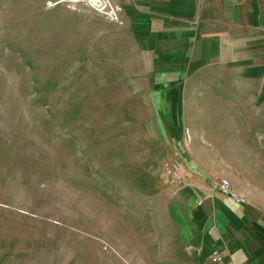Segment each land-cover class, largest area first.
I'll list each match as a JSON object with an SVG mask.
<instances>
[{
  "label": "rangeland",
  "instance_id": "obj_1",
  "mask_svg": "<svg viewBox=\"0 0 264 264\" xmlns=\"http://www.w3.org/2000/svg\"><path fill=\"white\" fill-rule=\"evenodd\" d=\"M155 1L136 17L131 0H0V264H202L164 179L190 105L264 183V39L217 55ZM218 94L246 102L218 109Z\"/></svg>",
  "mask_w": 264,
  "mask_h": 264
},
{
  "label": "crops",
  "instance_id": "obj_2",
  "mask_svg": "<svg viewBox=\"0 0 264 264\" xmlns=\"http://www.w3.org/2000/svg\"><path fill=\"white\" fill-rule=\"evenodd\" d=\"M131 1L134 4L128 3L133 7L130 11L139 17L143 0ZM150 1L152 5L147 7H155L156 1ZM125 4L119 5L126 9ZM163 6L169 12L165 18L169 23L200 22L195 32L205 31L203 36L212 40L217 55L238 54L246 39H264V0H163ZM146 13L156 15L151 9ZM224 48H228L226 52ZM224 97L218 94L208 99L218 103V109H232L234 113L241 110L240 103L246 102L242 96ZM204 99L191 102L203 103ZM202 108L200 105L186 107V120L193 123L187 125L190 144L184 154H179L183 182L174 186L179 187L175 188L174 195L181 202L177 226L180 243L190 248L202 264H215L211 259L214 249L224 256L220 264H264V183L258 179L260 165L256 160L227 161L224 154H218L224 150V144L215 131L211 134L195 127L203 118L197 116L203 113ZM210 123L212 128L221 124L218 119ZM218 136L221 137V132ZM220 178L228 179L248 203L238 205L214 191L212 183ZM200 200L203 204L198 205Z\"/></svg>",
  "mask_w": 264,
  "mask_h": 264
},
{
  "label": "built area",
  "instance_id": "obj_3",
  "mask_svg": "<svg viewBox=\"0 0 264 264\" xmlns=\"http://www.w3.org/2000/svg\"><path fill=\"white\" fill-rule=\"evenodd\" d=\"M104 10L109 14V16L116 20L119 21V12L121 11L120 8H113L110 3H105L103 6ZM164 179L166 183L172 185V186H178L183 182L184 175L182 173V168L179 164V162L173 160L168 166H166L165 171H164ZM213 190L220 192L222 195L230 198L233 200L234 203L238 205H246L248 203V200L245 196L241 195L239 192H237L231 182L228 179L221 178V179H216L212 183ZM203 204V202L200 200L198 201V205ZM211 259L213 263L215 264H220L224 261V256L223 254L218 250L214 249L211 252Z\"/></svg>",
  "mask_w": 264,
  "mask_h": 264
}]
</instances>
